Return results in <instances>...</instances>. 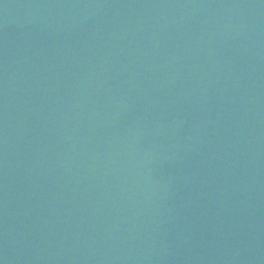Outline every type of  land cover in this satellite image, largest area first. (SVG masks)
I'll list each match as a JSON object with an SVG mask.
<instances>
[{
    "label": "water",
    "instance_id": "water-1",
    "mask_svg": "<svg viewBox=\"0 0 264 264\" xmlns=\"http://www.w3.org/2000/svg\"><path fill=\"white\" fill-rule=\"evenodd\" d=\"M0 264H264V0H0Z\"/></svg>",
    "mask_w": 264,
    "mask_h": 264
}]
</instances>
